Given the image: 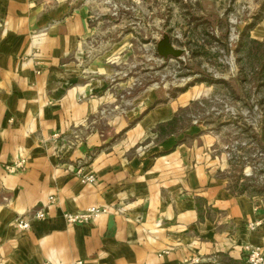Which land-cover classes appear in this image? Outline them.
<instances>
[{
    "label": "crops",
    "instance_id": "obj_1",
    "mask_svg": "<svg viewBox=\"0 0 264 264\" xmlns=\"http://www.w3.org/2000/svg\"><path fill=\"white\" fill-rule=\"evenodd\" d=\"M90 1L0 0V264L244 261L264 246V210L230 193L217 136L187 113L200 93L118 82L93 54ZM90 207L109 211L63 219Z\"/></svg>",
    "mask_w": 264,
    "mask_h": 264
},
{
    "label": "rangeland",
    "instance_id": "obj_2",
    "mask_svg": "<svg viewBox=\"0 0 264 264\" xmlns=\"http://www.w3.org/2000/svg\"><path fill=\"white\" fill-rule=\"evenodd\" d=\"M90 2L93 54L106 55L116 80L132 89L199 92L187 113L217 136L230 193L264 210V40L254 38L264 0ZM165 35L180 58L158 55Z\"/></svg>",
    "mask_w": 264,
    "mask_h": 264
},
{
    "label": "built area",
    "instance_id": "obj_3",
    "mask_svg": "<svg viewBox=\"0 0 264 264\" xmlns=\"http://www.w3.org/2000/svg\"><path fill=\"white\" fill-rule=\"evenodd\" d=\"M25 162L23 160L15 161L10 166L6 168L7 172L14 173L20 170H23ZM95 177L93 175L81 176L80 182L82 184L93 185L95 183ZM54 202L53 197L48 198V204L52 205ZM109 211V208L106 207H90L86 210L78 213H64L63 219L69 225H79V224H89L97 219L100 215L106 214ZM45 213L43 211H38L31 217H19L14 221L13 227L19 231L28 230L30 227V222L32 220H42L45 218ZM259 223H251L248 225V230L255 231ZM244 255V261L246 264H264V250L260 247L253 245H244L242 249ZM201 259L192 258L185 262V264H199ZM76 264H81L77 262Z\"/></svg>",
    "mask_w": 264,
    "mask_h": 264
},
{
    "label": "water",
    "instance_id": "obj_4",
    "mask_svg": "<svg viewBox=\"0 0 264 264\" xmlns=\"http://www.w3.org/2000/svg\"><path fill=\"white\" fill-rule=\"evenodd\" d=\"M156 51L158 55L164 59L168 57L180 58L183 54V51L181 49H176L173 47L169 37L166 35L161 41L157 43Z\"/></svg>",
    "mask_w": 264,
    "mask_h": 264
},
{
    "label": "trees",
    "instance_id": "obj_5",
    "mask_svg": "<svg viewBox=\"0 0 264 264\" xmlns=\"http://www.w3.org/2000/svg\"><path fill=\"white\" fill-rule=\"evenodd\" d=\"M252 25H249L247 28H246V31H248L249 29H252ZM235 263V262H234Z\"/></svg>",
    "mask_w": 264,
    "mask_h": 264
}]
</instances>
